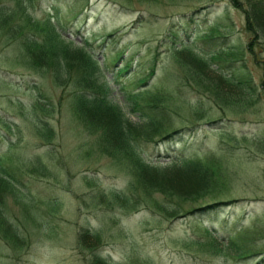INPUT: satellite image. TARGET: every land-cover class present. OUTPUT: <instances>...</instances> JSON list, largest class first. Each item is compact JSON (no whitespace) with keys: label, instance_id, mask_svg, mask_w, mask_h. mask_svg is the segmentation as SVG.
Returning a JSON list of instances; mask_svg holds the SVG:
<instances>
[{"label":"rangeland","instance_id":"obj_1","mask_svg":"<svg viewBox=\"0 0 264 264\" xmlns=\"http://www.w3.org/2000/svg\"><path fill=\"white\" fill-rule=\"evenodd\" d=\"M241 1L87 0L81 9L84 4L67 0L50 18L100 65L102 56L110 58L116 51L138 56V62L132 59L135 72L129 78L127 73L114 78L108 63L103 71L108 98L146 139L163 124L145 125L128 111L122 92L137 87L135 80L147 77L150 66L155 69L147 86L172 94L171 107L177 103L176 113L162 106V121L172 114L186 121L175 117L182 132L156 142L138 138L135 148L151 164L178 158H198L207 169H212L208 162L216 164L206 178L207 192L195 199L200 180L181 169L162 171L170 176L159 180L172 184L170 196L136 187L128 174L131 154L111 158L98 143L97 127H85L77 119L75 96L91 78L85 66L67 64L66 74L55 80L48 59L37 66L29 62L27 39L34 47L41 43L30 31L42 26L38 20L49 15L47 9L34 5L16 10L14 0H0V8L9 12L5 24L0 23V133L5 138L0 134V150L7 151L5 160L14 154L22 159L15 175L18 188L0 184V207L17 231V236L8 235L0 223V264H89L94 252L108 264H264V99L261 94L240 97L234 89L231 100L222 99L218 106L205 86L218 84L214 69L219 71L222 59L236 56L245 59L255 82L264 76V27L261 20L255 24L260 37L247 30ZM184 15L191 20L181 19V24L197 47L208 39L221 41L209 50L218 53L208 59V69L198 55L176 53L169 40L163 41ZM229 46L232 50L224 51ZM248 50L261 62L254 63ZM100 84L97 80L96 90L103 88ZM220 90L224 94L228 88ZM194 105L197 110L191 109ZM44 124L49 133L38 131ZM127 182L136 194L133 203L125 208L119 201L110 203L107 191ZM82 228L88 233L78 244ZM92 230L98 231L97 240ZM14 238L20 239V247L2 245Z\"/></svg>","mask_w":264,"mask_h":264},{"label":"trees","instance_id":"obj_2","mask_svg":"<svg viewBox=\"0 0 264 264\" xmlns=\"http://www.w3.org/2000/svg\"><path fill=\"white\" fill-rule=\"evenodd\" d=\"M14 1L15 5L11 7H14L16 10L37 5L46 8L47 13L49 14L45 19L41 21L42 23L40 22V20H38V24L42 25L40 26V28L34 31H30L32 36H40L39 39L41 43H39L37 47H34L33 40L27 39L28 41L26 42L27 44L25 45V48L28 49L27 55L29 56V62L37 66L49 61L51 69L54 72L52 75L55 80L60 77L59 73L66 74V71H68V69L66 68H70L67 64H76L79 61L80 67H75L76 69L82 68L83 65L85 66V71H87V75L91 77L90 79L93 80V82H91L89 79L87 81V85L85 84V82L83 84L80 83L81 86L85 84V86L88 87L83 86L84 88L82 87V89H80L81 91H79V93H77V95L75 96L76 98L74 101V107L77 113V119L85 127H88L87 125L97 127L100 133L98 143L100 146H103L102 148L104 152L109 154L111 158L117 159L122 153L131 154L128 174L133 178L136 187H138L142 192H149L150 194L152 192H159L163 196H170L172 195V184H163L161 181H159L160 179H168L170 178V176L164 177L162 171L166 169H181L183 173H195L200 180L201 184L199 183L197 185L198 190H195L194 196H191L194 198L197 197L195 199H198V197H201V195L203 196L204 192H207L210 183L206 180V178L210 176L209 171H216L214 167V165L216 164H213V162H208V164H211L212 169H207L208 166L204 165L202 163L203 161L199 160L198 158H179V160L170 159L168 160V162H163V164H151L150 162H147L142 157H140L135 148V143L138 138L146 140L145 142L151 140H154V142H156L158 140H163L164 137L172 133L182 132L180 126L175 127L177 121V118L175 117H179L178 114L169 115L170 120L168 122H164L161 119L166 112L165 109H161L162 106L171 108V112L173 111L176 113L177 103L175 102V105L171 107V100L174 99L172 94L165 93L160 89H152L147 86L146 81L150 76L153 75L152 72H155V69L153 70L150 66L148 68V71L146 72L148 74L147 77H142L135 80V82L137 83V87L131 90L126 89L122 92V99L124 100L128 111L130 113H136L139 120L141 119L145 125L153 128V125H155L156 123L161 122V124H163L160 128H158L157 132L155 131V136L146 139L142 138L143 136L136 133L135 127L137 125H133L134 123L128 120L122 108L117 103L111 101L108 98L110 89L107 87L104 81L105 74L103 71L107 68V66L105 67L104 63H108V65L113 68L112 75L114 78H120L126 73V78H129V76L134 74L135 72V70L131 69L132 59L136 58L138 62V56L132 57L131 54L123 55L122 52L116 51L113 52L110 58L102 56V64L100 65L99 61L95 59L92 52H89L88 49H85L82 45H80L81 43L73 44L72 39L68 38L60 32V30L58 29L59 25L57 26L55 22L50 20L51 16L56 18V15L58 14V4L65 3L67 0ZM71 1L79 2L81 3V5L84 4L81 9H85L87 0ZM240 3L242 5H245L242 6V8L245 10L244 21L247 30L253 35L256 34L260 37V31L255 29V24L258 22V20H261V26L264 27V0H242V2ZM78 13L80 12L78 11L74 14V16ZM8 16L9 12L0 8V23L2 22L1 25L5 24L6 20H8ZM185 18L191 20L190 15L187 17L185 15L180 17V21H176L171 25V29L166 35H164L163 41L169 40L170 43H172L173 46L176 47V53L180 50H185L191 55H193V53L198 55L199 57L196 56L195 58L198 59L203 68L208 69L210 65L208 59L218 53L212 52L214 50H209L213 49L216 46H219L221 44V41L213 38H207L208 40H205L204 45H202L201 47H197L195 45L194 38H190L188 36L187 28L183 24H181V19ZM221 38H223V36ZM230 48L232 47H224L223 49L224 51L232 50ZM249 55L250 59L254 63L261 62V60L255 55V52L253 53L250 50ZM235 58H233V60L231 58H220L223 60V65L220 68L221 70L219 69L218 71L214 69L213 71L217 74L215 81L218 84H214L211 82L205 84L209 92L208 96L210 97L211 101L214 104H218V106H220V102L222 99L231 100L230 98H232L233 96L232 91L234 89L239 92L240 97L248 96V98H250L252 94H256L258 96H260L261 94V97L264 99V87L262 88L264 76L259 78L258 82H255L254 76L246 66L247 63L245 59L242 56ZM47 59L48 61H46ZM73 59H76V61H73ZM191 66L192 67L190 68V70L194 71L195 66L193 64H191ZM97 80H100L101 82L100 85L101 87H103L101 90H96ZM191 85L194 86L193 84ZM220 86H225L228 88V90L223 94L222 90H220ZM140 87L142 88L140 89ZM258 88H262L259 94L257 91ZM140 100H142V102H139ZM191 109L197 110V105H194ZM200 115L201 114H199V116ZM179 119L181 123H184V121H186L181 117H179ZM44 125L41 126L38 131L49 133V130L45 128L47 124ZM172 128H174V130H172ZM3 132L9 133V136L11 137V133L8 130L4 129ZM1 135L2 139L5 141L4 135ZM1 150L0 184L4 185V183L6 182L11 186H15L18 188L19 180L15 178V175L17 176L18 174V168L22 167V159H20V157H16V154H14L9 160H5L4 156L7 151ZM11 167H13V169ZM154 174H159L160 177H154L153 179L152 176ZM182 175L184 176L185 174ZM184 178L186 177L184 176ZM107 192H109L110 194L108 201L110 203H112L113 201H119L121 204H118L122 208H125L128 204L133 203L132 200L136 196V194L133 195L134 189L131 182H127L124 188H121L119 190L111 189ZM99 196L100 198H102V196H104V193L101 192ZM4 214L5 212L3 211V208L0 207V216H2L3 218L0 223L2 224L3 230L8 235L15 234L17 236V231L14 229L15 226L13 225L14 222L12 221L10 223L8 219H6ZM201 227L210 231L209 228L205 225L201 224ZM10 229L12 232H9ZM82 229H84L82 233H77L76 241L78 244H80L83 241V238H85L83 233L85 231L88 233V228ZM97 233V230H92L91 236L96 240L98 237ZM18 237L20 238L19 235ZM2 245L9 246L11 248H18L22 245V242H20V239L18 240L17 238H14L10 241L5 240V244ZM1 250H3L2 247H0V252ZM89 264L108 263L104 258H100L94 252Z\"/></svg>","mask_w":264,"mask_h":264},{"label":"bare ground","instance_id":"obj_3","mask_svg":"<svg viewBox=\"0 0 264 264\" xmlns=\"http://www.w3.org/2000/svg\"><path fill=\"white\" fill-rule=\"evenodd\" d=\"M242 2V1H241ZM86 3H87V1H86ZM212 4V3H211ZM238 4V3H237ZM239 5V4H238ZM243 6H245V5H243ZM240 8H241V6H240ZM187 17V16H186ZM247 35V34H246ZM256 41V40H255ZM230 44V43H229ZM237 44V43H236ZM239 46H241V45H239ZM230 47V46H229ZM241 50V49H240ZM237 53H239V52H237ZM241 53V52H240ZM240 55V54H239ZM236 56V55H235ZM241 56V55H240ZM237 57V56H236ZM236 59V58H235ZM234 59V60H235ZM238 59V58H237ZM233 60V59H232ZM237 61V60H236ZM227 62V61H226ZM235 62V61H234ZM237 63H239V62H237ZM225 64V63H224ZM247 66V65H246ZM226 68V67H225ZM219 69V68H218ZM221 70V69H220ZM167 91V90H166ZM177 126V125H176ZM179 126V125H178ZM181 126H183V125H181ZM183 128V127H182ZM172 130H174V128H172ZM186 132V131H185ZM176 133V132H175ZM173 135V134H172ZM186 137V136H185ZM189 144V143H188ZM200 158H201V156H199ZM178 160H179V158H178ZM172 161V160H171ZM170 162V161H169ZM222 162V161H221ZM223 163V162H222ZM157 164V163H156ZM163 164V163H162ZM215 197V196H214ZM213 197V198H214ZM210 206V205H209ZM208 206V207H209ZM109 263V262H108Z\"/></svg>","mask_w":264,"mask_h":264}]
</instances>
